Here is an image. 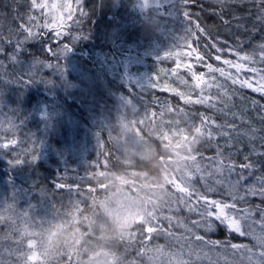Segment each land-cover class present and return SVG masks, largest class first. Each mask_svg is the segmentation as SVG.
Returning <instances> with one entry per match:
<instances>
[{
	"label": "rangeland",
	"instance_id": "rangeland-1",
	"mask_svg": "<svg viewBox=\"0 0 264 264\" xmlns=\"http://www.w3.org/2000/svg\"><path fill=\"white\" fill-rule=\"evenodd\" d=\"M36 2L49 7L33 9L31 0H0V38L17 41L27 33L18 34L23 28L42 25L43 29L51 32V39H47L45 43L52 44V39L59 40L71 35V32H67L70 26L78 28L82 23L90 26L88 21L91 19L90 22L93 24L96 21V26L100 29L108 26L106 30L109 31V36L105 38L109 40L115 33L121 32L124 36L123 31L127 29L129 22L140 20L142 11L156 8L159 4V0H147V3L145 0H81L79 5L76 0ZM67 2H71L75 10L73 21H66L61 30L64 35L56 37V30L45 28L44 25H52L54 18L60 15L66 16V9L60 6ZM53 4L57 5L56 9H51ZM102 10L104 12H100ZM29 17L33 19L30 20ZM140 27L143 29L141 24ZM140 27L135 28L139 29L136 31L131 28L126 36H135L141 31ZM258 40L260 42L252 43L248 48L249 52L245 53H255L254 59L259 61V45L264 42L256 39ZM9 44L8 47L0 46L4 49L0 53V144L11 140L18 143L10 148L0 147L2 166L4 170H8L6 173L4 170L0 172V264H174L175 257L169 254L181 251L183 255L180 258L189 260L190 264H201L211 258L213 247L208 243L213 240L208 238V234L216 226L210 232L192 228L191 221L199 217L187 208H184L186 211L181 210L186 197L169 188L171 180L188 163L189 155L196 148H201L200 145L197 146L200 137L195 129L183 131L173 139L170 138L171 133L164 130V136L161 137V127L158 129L154 125L157 121L152 120V114L131 94L133 91L136 94L144 90L146 82L142 76H133L131 84L128 83L129 76L124 78L109 75L111 77L106 79L98 77L71 55L70 50L62 53V45L52 50L51 59L44 61L37 59L33 51L22 50L16 63L12 59L16 43ZM186 45L183 50L178 45L172 53L191 52L185 49L190 48ZM42 48V52H45L44 45ZM216 54L213 53L214 57ZM233 56L235 55L223 52L221 61L214 59V62L223 64V60H232L233 63H245ZM175 57L173 55L174 59ZM192 57L195 59V55ZM36 60L43 64L37 65V74L30 83L27 72ZM124 65L125 69L120 65L122 74L127 73L131 67L126 61ZM13 68L22 73L19 71L17 77ZM148 68L149 64H145L144 75H151L147 72ZM179 69L188 73L183 64ZM205 69L203 66V70ZM225 69L239 80L253 82V89L259 87L261 72L253 74L245 66L239 72L227 65ZM156 75L166 76V73L159 71ZM178 82L182 84L181 80ZM199 122L197 119V124ZM210 128L212 131L211 126ZM214 135L212 131V137ZM212 137L201 143L207 140L210 142ZM106 143H110L108 146L112 145V148L107 149ZM109 149H112L111 157L119 159L122 167L107 159ZM206 152L197 157L206 179L201 180L199 173L194 174V187L200 193L210 196L205 186L207 184L214 189L211 198L225 199L227 171L222 176L215 175L212 179H207V173L212 171L216 157ZM17 153L21 155L17 156ZM33 155L37 156L34 161L31 160ZM155 156H160V177L149 176L135 169V159L146 161ZM17 158L23 162L10 163ZM39 165L50 167L56 172L52 177H56L57 181L51 182L50 187L39 186L38 183L35 186L32 184L31 187L35 189L27 190L30 187L28 184L33 182L28 178L30 175H22L20 185L10 173V169L14 171L16 166L25 171ZM68 171L81 173L82 184L93 182L97 187L81 188L80 192L68 187L58 188V183L69 186L64 182ZM245 172L249 177L247 183L259 187L256 179L250 177L248 171ZM60 177L62 179L58 180ZM215 180H223L224 185L216 184ZM170 193L173 194L172 202L163 207ZM146 209L158 210L160 225L165 230L160 234L153 233L147 240L140 226ZM182 215L186 219L176 218ZM164 217H170L171 220ZM245 223L243 222L242 230ZM184 224L192 229L191 232L186 231ZM252 224L256 227L255 223ZM263 224L262 220L258 223ZM25 228L35 235H22ZM232 233L240 235L234 231ZM196 236L204 239L197 241ZM127 237L137 240L140 238L136 243L141 249L127 246L123 242ZM29 239L35 241L36 248L33 250L40 253L38 261L27 259L31 255ZM190 248L193 250L191 255ZM225 249L226 245L222 243L221 250ZM224 254L223 251L222 255ZM251 260L257 262L253 258L249 259Z\"/></svg>",
	"mask_w": 264,
	"mask_h": 264
},
{
	"label": "trees",
	"instance_id": "trees-1",
	"mask_svg": "<svg viewBox=\"0 0 264 264\" xmlns=\"http://www.w3.org/2000/svg\"><path fill=\"white\" fill-rule=\"evenodd\" d=\"M160 4H162V6H160ZM258 4L259 0H228V7L224 10L223 19L229 20L230 24L225 26L220 16L216 14L220 12V8L215 0H187L186 6H182V0H159V4L156 8H149L142 11L140 20L136 19L134 23L129 22L127 29L123 31L125 33L124 36L121 32L118 34L115 33L111 36L112 38L108 40L105 38L109 34V31L106 30L108 26L106 28L101 27L100 29L96 26V21L92 24L90 22L91 19H89L88 23L91 24L90 26L82 23L81 27L78 26V28L71 29L70 26L67 28V32H71L72 34H68L67 37L57 40V45H69L71 55L78 58L81 64L83 63L91 73L98 77L101 76V78L106 79L111 77L109 75H112V77L122 76L124 78L129 76L128 83L131 84L130 81L133 76H142L141 78L146 82L144 90L136 94H134L135 92L133 91L131 94L133 98L146 108L147 112L152 114V120L157 121L154 125L157 128L161 127V137L164 136L165 131L171 133L170 138L173 139L177 138L183 131L193 130L192 128L186 127L183 117L178 112H175V110L180 108L197 114L203 113L222 126L235 124L237 131H244L252 128L257 129V136H260L264 135V131H260L264 129V93L257 92L253 88H248L246 86L241 87L239 83L233 85L231 80L227 79V77L215 73L216 83L222 85V87L217 89L215 85H213L210 90L206 89L204 93L205 96L215 98L213 101L215 106L210 107L208 104L185 105L177 93L187 92L188 88L184 83L180 84L178 81L185 80L191 84V75L180 69L173 72L172 70L175 69L174 66L177 65L175 62L179 60L181 65L186 63V61L191 64L194 62L193 67L195 71L197 73L204 72L206 74V80L209 79L207 69L203 70L204 64L197 63L196 59L193 57L185 61L184 59H188L189 57L176 56L174 59L173 55L165 56V53H172L178 45L181 46L180 48L183 50L185 44H190L191 47L185 48L186 50L188 49L190 51L192 47L197 48L202 55H205L204 63H211L214 68H223L226 72V65L216 61L214 62L213 53H215V50L211 48L205 49L204 46L206 44L211 45L212 43H216L217 40H226L228 42L227 45L217 43L218 47H223V52L225 53H229L228 49L231 47L234 52L237 50L235 35H238L243 45V51L241 53L244 54L245 52H249L248 48L252 43L260 42L259 40L256 41V39H261V41L264 42V21H258L256 19L259 15ZM184 11L191 14L188 18L192 21L191 24L184 22L186 19L183 16ZM100 12L104 11L102 10ZM100 14L101 13H99V15ZM140 24L143 29L140 27ZM196 24H199L200 28L204 29V32H200L196 28ZM237 24L243 26L239 31L236 29ZM39 26L38 28L35 25L31 30L33 32H40L41 36L45 37V39H29L23 45L22 50L26 52L29 50L33 51L37 59L44 61L50 59L46 57V54H44L45 52H42V47L51 32L43 29L42 25ZM138 27L141 28V31L137 32L135 36H126L131 28H134L136 31L139 30L135 29ZM189 28H191L194 35L187 36V39H181V37L186 36V29ZM253 28H255V31L252 30ZM25 29L28 28H23L18 34H25ZM120 35H122V37ZM18 36H16L17 39ZM23 39L20 38L18 40ZM8 41L9 39L0 38V46L8 47L10 45ZM10 42L15 44L17 41ZM22 55L23 54H21V57L23 59ZM231 55L232 54H230V56ZM255 60L257 62L254 64L245 62L244 66L246 69L253 67L258 70L264 69V63L260 62V60L258 61L256 58ZM125 61L131 64V67H129L130 70H128L127 73L122 74L120 65L125 69ZM137 61L139 63H137ZM142 62L143 64H141ZM145 64H149L147 72L151 73V75L143 74ZM13 70L15 74H17V77L19 76L18 73H22V71L19 70V72L17 68H13ZM159 71L165 72L166 76L156 75L159 74ZM261 73L264 75V72ZM231 75L234 76L233 74ZM21 77L23 76H20V78ZM128 93H130V91H128ZM198 94V92L195 93L193 98L195 99V96ZM161 104L170 105L174 111L169 112L167 109L161 110ZM197 119H199V116L196 117V123ZM167 126L169 127L167 128ZM210 126L215 134L212 137L213 139L210 140V142L207 140V142L199 144L201 148H196V151L199 150V154L207 151L206 154L215 155V157H217V151L219 150L227 163H234L237 166L235 172L231 176V180L234 181L238 178V174L241 171L239 168L240 164L264 159V157L257 155L258 153H264V145H262L259 139L249 143L247 137L237 136L233 132L230 133L232 138L229 140L228 137L219 134L222 131H229L227 127L217 129L215 125ZM103 140L107 141L105 139ZM110 143L105 144L107 149L112 148V145L108 146ZM253 147L255 148V152L252 151ZM109 151L110 154L107 155V159L111 163H114V165L122 167L119 163V159H115L114 156L111 157L112 149H109ZM246 156L248 160H245ZM159 157L160 156H155L146 161L135 159L134 167L139 171L145 172L149 176L160 177L162 168L158 162ZM2 165L3 160L0 158V172L4 170V166ZM21 170L19 166H16L14 171L10 169V173L17 183L20 182V185L22 184V175L26 177L30 175L28 178L32 179L33 182L28 184L30 187H28L27 190L35 189L31 187L32 184L35 186L39 183V186L50 187L51 182L57 181L56 177H52L56 172L52 171L50 167H41L39 165L32 170ZM3 172L6 173L8 170L5 169ZM169 172L173 174L172 171ZM67 175V179L65 178L64 182H66V184L70 186L68 188L72 190L80 192L81 188L86 189L90 186H95V184H92L93 182L82 184L81 173L79 172L68 171ZM244 175L246 176L247 173L244 172ZM262 175H264V169L256 165V167L251 170L250 177L256 179ZM61 179L62 177L58 180ZM95 187H97V185ZM209 194L211 197L212 193L209 192ZM219 195H221V193H219ZM214 198L216 199V197ZM188 204L190 203L188 199L186 200L185 198V201L182 202L181 210H185L184 208L188 210ZM240 206L241 208L248 206L253 208V215L244 225V235L237 236L224 228L215 227L214 230L208 234V238L213 241H219L220 243H208L213 247L210 253L211 258L201 262V264H259L261 260L260 253L264 252V245L261 244L259 237L264 234V228H262V225H258L262 219L260 212L256 210V206L264 208V203H262L258 197H249L247 204H241ZM176 218L186 219L183 215L182 217L179 216ZM252 223H255L256 227H253ZM181 224H183V222H181ZM136 240L135 238L127 237L123 242H125L127 246L130 245L133 249H141L137 247L138 244ZM138 240L140 241L141 239L138 238ZM222 243L226 245V249L223 250L225 253L224 255H222L223 251L221 250ZM232 245H238L239 247L234 249ZM140 246H143V244H140ZM241 246H243V248ZM250 256L257 262H252V260L249 261V259H252L249 258Z\"/></svg>",
	"mask_w": 264,
	"mask_h": 264
},
{
	"label": "snow or ice",
	"instance_id": "snow-or-ice-1",
	"mask_svg": "<svg viewBox=\"0 0 264 264\" xmlns=\"http://www.w3.org/2000/svg\"><path fill=\"white\" fill-rule=\"evenodd\" d=\"M81 0H76V3L79 5ZM147 3V0H145ZM216 4L220 8V12L216 13L220 16L223 24L225 26H228L230 24L229 20L223 19L224 16V10L228 7V0H215ZM187 0H182V6H186ZM31 7L33 9H43L48 8L49 6L46 4H38L36 0H31ZM63 9H66V16L60 15L59 17L54 18V23L52 25L45 24V28H53L56 30L55 35L56 37H60L61 35H64V33L61 31L66 21H73V14L74 9L72 7L71 2H67L60 6ZM259 15L257 16L258 21H264V0H259ZM57 5L53 4L51 5V9H56ZM81 15H83V10L81 9ZM190 13L187 11L183 12V16L186 18L184 22L191 24L192 21L188 19L190 17ZM29 19H33V17H29ZM239 19V18H236ZM75 23H79V21H75ZM23 28V25L21 26ZM36 27H40L39 25H36ZM242 25L237 24L236 29L237 31L242 28ZM196 28L200 32H204L203 28H200L199 24H196ZM255 31V28L252 29ZM27 32V35L24 36L23 40H17L16 42V48L14 50V54L12 55V59L14 62H18L17 57L19 56L21 50L23 49V45L26 41L29 39H45V37L41 36L40 32H33L31 28L25 29ZM194 35L191 28L186 29V36L181 37V39H187V36ZM235 35V34H233ZM47 39H51V35L47 37ZM10 42V41H9ZM217 43L222 45H227L228 42L226 40L220 41L217 40L216 43H212L211 45H205V49L211 48L214 49L217 53L214 57L216 61H221L222 53L224 51L223 47H217ZM235 43H236V51L233 52L232 48L229 47V54H233L237 57L238 61H244V62H251L256 63V60L254 59L253 54L245 53L244 55H241V52L243 51V45L242 41L240 40V36L235 35ZM187 47H191L190 44L186 45ZM70 48L68 45H64L63 49L61 50L62 53H65L69 51ZM260 50V62L264 63V44L259 45ZM48 51H51V49H48ZM4 49L0 48V53H3ZM175 55L177 57H183L187 56L191 58L193 55H195V59L197 63H203L204 67L207 69V75L209 79H205V73L200 72L197 73L194 71V67L191 63H184L183 67L187 70L188 73L191 74L192 83L189 84L185 80H181V83H184L188 91L187 92H178L177 95L180 97V99L184 102L185 105H204L208 104L210 107H214V99L211 96H205V90H210L213 85L217 89L221 88L222 85L216 83L215 73H219L220 76L227 77V79L231 80L233 85H236L239 83L241 87H248L253 88V82L248 80H239L238 77L232 76L230 73L225 72L223 68H214L211 63H204L205 61V55H202L197 48H192L191 52H177V53H165V56ZM159 59V57H158ZM224 65L229 66L230 68H235L237 72H239L241 69L244 68V64L242 63H233L232 60H223L222 61ZM43 62L41 61H34L33 66L28 69L27 74L30 77L29 82H33L34 78L37 74L36 69L37 65H42ZM50 66V65H49ZM181 67V63L178 60L177 66L175 69H173V72L178 71V69ZM253 74H257L258 72H264V69H256V68H250L248 69ZM50 83V81H47ZM257 92L264 93V75H261L259 87H256L254 89ZM199 93L195 96V99L193 98L195 93ZM167 109L169 112L174 111V109L167 104H161V110ZM175 112H178L182 117L183 121L186 127L195 129L196 133L200 137V141H204L206 138L210 139L212 137V131L210 128V125H215L217 129H221L222 127H227L229 131L227 132H220L219 134L228 137L229 140H231L230 133H235L237 136H245L248 138L249 143L252 141L259 139L264 145V135L257 136V129H246L244 131H237L235 124H227V125H220L217 124L215 120L211 119L208 116H205L203 113H195V112H189L186 111L184 108H180L178 110H175ZM199 116V124L196 123V117ZM260 131H264V129H261ZM200 142V143H201ZM18 143L16 140H11L8 143L0 144V147L2 148H10L15 146ZM253 152H255V148L252 149ZM21 155V153H17V156ZM199 153L196 151L194 153H191L188 157V163L185 165L184 169L180 172L178 176H175L170 184L169 188L177 190L182 197H186L188 200L192 201V203L188 204V210L189 212L195 213L199 217L197 220L191 221L192 228L195 229H204L206 232H210L214 226L219 228L227 229L229 232H236L240 235H244V231L242 230V222H247L250 217L253 215V208L251 206L248 207H239L238 205L241 204H247L248 198H259L262 203H264V175L259 176L256 178V183L259 185V187L256 186V184H248L247 181L249 177L244 175L245 171H248L251 175V170L256 167V165L259 166V168L264 169V159H261L256 162L249 161L248 163L240 164V173L238 174V178L236 180H231L232 174L235 172L236 165L234 163H225V159L222 156V153L218 150L217 151V157L214 158V167L212 171L207 173V179H212L215 175H223L225 171H227L228 174V180L227 184L224 185L223 180H215L216 184L224 185L226 188V197L225 199H215L211 198L207 194H202L196 188L194 187V174L199 173L200 179L205 180V174L204 169L201 168L197 161ZM257 155L264 157V153H258ZM37 156L33 155L31 157V160H36ZM245 160H248V157H245ZM22 159H14L10 161V163L14 164H20L22 163ZM207 187L208 192H214V189L207 184L205 185ZM57 187L60 189H63L65 187H70L64 184H57ZM92 189H90L91 191ZM193 197L195 199L193 200ZM173 194L170 193L167 201L165 202V206L169 205L172 202ZM225 200H230L231 202H225ZM161 209V208H160ZM256 210H258L261 214V219L264 221V208H261L259 206H256ZM165 219L171 220L170 217H164ZM160 215L158 214V210H147L145 211L144 219L140 222V226L143 230L144 235L146 234L145 240L148 238H151L153 233L160 234L161 232H164L162 225H160ZM156 225V227H154ZM262 228H264V225H262ZM186 231L191 232V228H187L185 225ZM22 235H27L29 237H32L35 235L32 232H29L27 228L24 229ZM168 235H171L168 233ZM195 239L197 241H202L204 238L202 236H196ZM260 242L262 245H264V234H262L260 237ZM212 244H219V241H211ZM28 247L31 250V255L27 257L29 261H38L40 257V253L33 250L36 248L35 241L33 239L28 240ZM238 245H232V248H237ZM159 251V250H157ZM193 250L189 249V255H191V252ZM170 256H174V264H190L189 260L181 259L180 257L183 255V252H177L174 254H169ZM261 260L259 264H264V252L260 253Z\"/></svg>",
	"mask_w": 264,
	"mask_h": 264
},
{
	"label": "flooded vegetation",
	"instance_id": "flooded-vegetation-1",
	"mask_svg": "<svg viewBox=\"0 0 264 264\" xmlns=\"http://www.w3.org/2000/svg\"><path fill=\"white\" fill-rule=\"evenodd\" d=\"M74 26L75 25H72L71 26V29L74 28ZM80 27H81V25H80ZM44 43H43V45L45 47V49H44L45 53L44 54H46V57H48V58L51 59V56H52L51 55V52H52V50H55L57 48V46H58L57 45V39H52V41H51L52 44H50V43L49 44H47V43L44 44ZM48 49H51V51H48Z\"/></svg>",
	"mask_w": 264,
	"mask_h": 264
},
{
	"label": "clouds",
	"instance_id": "clouds-1",
	"mask_svg": "<svg viewBox=\"0 0 264 264\" xmlns=\"http://www.w3.org/2000/svg\"><path fill=\"white\" fill-rule=\"evenodd\" d=\"M201 141H200V139L197 141V146L199 145V143H200Z\"/></svg>",
	"mask_w": 264,
	"mask_h": 264
}]
</instances>
